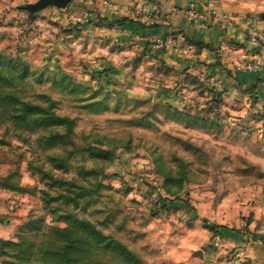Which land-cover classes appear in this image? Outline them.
I'll return each mask as SVG.
<instances>
[{
	"label": "rangeland",
	"instance_id": "rangeland-1",
	"mask_svg": "<svg viewBox=\"0 0 264 264\" xmlns=\"http://www.w3.org/2000/svg\"><path fill=\"white\" fill-rule=\"evenodd\" d=\"M36 1L0 0V91L52 102L72 128L0 117V239L17 244L6 264H59L56 228L67 226L73 264H186L179 208L198 185L264 187L262 123L229 119L215 96L199 98L204 84L191 80L188 94L146 50L119 49L113 29L126 18L105 17L100 0L30 12Z\"/></svg>",
	"mask_w": 264,
	"mask_h": 264
},
{
	"label": "crops",
	"instance_id": "crops-1",
	"mask_svg": "<svg viewBox=\"0 0 264 264\" xmlns=\"http://www.w3.org/2000/svg\"><path fill=\"white\" fill-rule=\"evenodd\" d=\"M97 9L108 18H126L113 29L119 49L146 50L169 72L180 74L186 86L181 90L196 92L191 80L200 82L207 91L197 93L199 98L215 96L222 115L256 117L264 130V0H100ZM191 10L200 15L191 17ZM151 34L165 38L166 45L156 49L137 39ZM221 44H232L234 49L220 50ZM248 55L261 61L257 72L235 67L237 59ZM210 76L215 85L206 83ZM203 106L202 102L198 107ZM210 187L195 186L189 205L178 211L182 224L190 226L180 236V255L186 264H264V187L231 192ZM207 226L216 227L219 236ZM0 238L5 236L0 233ZM196 251L201 253L195 255ZM232 251L241 253L229 262Z\"/></svg>",
	"mask_w": 264,
	"mask_h": 264
},
{
	"label": "trees",
	"instance_id": "trees-1",
	"mask_svg": "<svg viewBox=\"0 0 264 264\" xmlns=\"http://www.w3.org/2000/svg\"><path fill=\"white\" fill-rule=\"evenodd\" d=\"M120 23L117 22V24ZM5 82V76L3 75L0 68V88L2 84ZM213 104L212 109L216 110L218 99L216 97L212 98ZM11 106V107H9ZM207 112H212L211 110ZM206 112V114H207ZM206 114L203 115L204 118H208ZM2 115H7L8 119L13 121V124L19 127H26L33 131V128L38 127L39 129H52V127H62L65 129L72 128V121L67 117H61L57 115L53 111L52 102H49L46 106H41L39 104H35L29 101H23L14 95L9 94V92L0 91V117ZM52 130L48 132V139L53 138L54 134H52ZM35 133V132H32ZM166 203L163 200L161 207H165ZM77 223H81L82 221L76 220ZM86 225V224H85ZM70 226V225H69ZM213 233L218 232L216 227L207 226ZM56 231L60 232L64 238L62 243L60 244L57 252L58 263L59 264H73V260L70 257V249L74 244V240L70 236V227L65 228H56ZM90 232L97 238L102 237L101 232L96 230L94 227H90ZM16 246V243L7 242L6 240L0 239V258L2 259V263L6 264L4 259L5 246ZM108 248H116L115 245L108 244ZM48 247L45 248V253H51Z\"/></svg>",
	"mask_w": 264,
	"mask_h": 264
},
{
	"label": "built area",
	"instance_id": "built-area-1",
	"mask_svg": "<svg viewBox=\"0 0 264 264\" xmlns=\"http://www.w3.org/2000/svg\"><path fill=\"white\" fill-rule=\"evenodd\" d=\"M211 12L214 15H216L218 18L225 20L228 25L232 24V21L228 17H226L225 15H222V14H218L214 8H211ZM199 15L200 14H198L195 10L190 11L191 17L199 16ZM139 39H142V40L144 39V40L150 41L153 48H156V49H161L166 45V39L160 35H157V34H153V35L151 34V35H145V36L140 35ZM226 46L234 49V46L232 44H227V45L221 44L219 46V49L223 50ZM248 56L245 57L246 59L245 58L237 59L235 61V67L237 69L244 70V71L257 72L261 68V65H262L261 61L255 55H248ZM206 83L215 85L216 84L215 77L214 76L208 77L206 79ZM211 115H212L211 112L206 114V116L210 117V118H211ZM124 178H125V181H129L131 186L137 187V181L135 179L133 180V178H129V177H124ZM214 235L217 238L219 236V233L216 232V233H214ZM259 240H260L259 238L256 239V241H259ZM240 253L241 252H234V251L230 252L228 254L229 255V257H228L229 262H233L240 255Z\"/></svg>",
	"mask_w": 264,
	"mask_h": 264
},
{
	"label": "water",
	"instance_id": "water-1",
	"mask_svg": "<svg viewBox=\"0 0 264 264\" xmlns=\"http://www.w3.org/2000/svg\"><path fill=\"white\" fill-rule=\"evenodd\" d=\"M70 1L71 0H38L35 3L30 4L28 8L30 12H36V11L42 10L47 6H55L57 8H64L68 5ZM261 19L264 20V12L261 16ZM200 253H201L200 251H196L195 255L200 254Z\"/></svg>",
	"mask_w": 264,
	"mask_h": 264
}]
</instances>
